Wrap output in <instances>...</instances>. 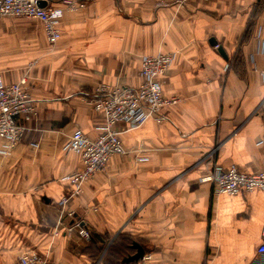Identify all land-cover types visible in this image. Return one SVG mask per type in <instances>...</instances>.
<instances>
[{
	"label": "crops",
	"instance_id": "crops-1",
	"mask_svg": "<svg viewBox=\"0 0 264 264\" xmlns=\"http://www.w3.org/2000/svg\"><path fill=\"white\" fill-rule=\"evenodd\" d=\"M77 1L86 7L65 13L55 47L38 21L4 18L18 23L12 27L0 19V79L13 84L26 76L38 107L23 141L0 155V264H16L29 251L50 264L264 262V191L218 195L205 180L216 168H262L258 0ZM159 53L176 54L161 83L165 96L182 102L165 110L164 124L119 126L129 153L113 156L68 206L90 230L86 241L61 219V181L83 168L64 145L76 130L100 136L105 118L87 103L97 84L138 87L141 57ZM134 243L145 255L125 263Z\"/></svg>",
	"mask_w": 264,
	"mask_h": 264
},
{
	"label": "built area",
	"instance_id": "built-area-1",
	"mask_svg": "<svg viewBox=\"0 0 264 264\" xmlns=\"http://www.w3.org/2000/svg\"><path fill=\"white\" fill-rule=\"evenodd\" d=\"M185 1L187 0H175V3L181 4ZM57 2L58 0H0V19L25 18L38 21L43 26L48 45L55 47L62 38L61 22L65 13L79 12L86 7L77 0H61L59 6ZM40 3H46V6L41 7ZM253 39L258 52L264 55V24L255 27ZM175 58V53L142 56L143 82L138 87L100 83L95 87L93 95H89L87 103L104 116L105 124L98 139H91L82 131L76 130L64 145V152L75 153L81 157L83 168L62 179L61 182L67 184V192L60 201L61 219L71 220L68 229L76 231L82 239L91 241V232L83 221L78 219L74 210L68 209L70 202L82 195L85 183L107 170L113 156L129 153L123 146L121 139L123 132L119 130V126L126 125L131 130L140 128L149 120L158 124L168 122L165 110L182 102L178 96H165L161 83ZM229 68L230 65L227 64L226 71H229ZM261 75L264 80V70L261 71ZM37 117L38 107L31 94L28 78L25 76L13 84H6L0 79V140L3 143L1 156L7 157L12 154L28 130L30 131V123ZM35 146L38 148V145ZM205 180L213 184L214 193L218 195L225 193L234 196L241 191H264V160L262 168L257 173L245 174L235 168H216ZM258 254L264 259V229ZM16 264L50 263L39 253L29 251L22 255Z\"/></svg>",
	"mask_w": 264,
	"mask_h": 264
},
{
	"label": "water",
	"instance_id": "water-1",
	"mask_svg": "<svg viewBox=\"0 0 264 264\" xmlns=\"http://www.w3.org/2000/svg\"><path fill=\"white\" fill-rule=\"evenodd\" d=\"M40 6L41 7H45L46 6V3H40ZM210 43H212V45H214V46H218V43H217V41L215 39H212L210 41ZM218 49H219L218 51H220L221 55L227 60L228 57H227L225 51L223 50V48L222 47H218ZM132 248H134V250L136 251V253L134 255H132V256L126 257L124 259V262L125 263L138 262L145 255V251H144L143 247H141L137 243H134Z\"/></svg>",
	"mask_w": 264,
	"mask_h": 264
},
{
	"label": "trees",
	"instance_id": "trees-1",
	"mask_svg": "<svg viewBox=\"0 0 264 264\" xmlns=\"http://www.w3.org/2000/svg\"><path fill=\"white\" fill-rule=\"evenodd\" d=\"M263 10H264V0H258L257 6H256V11H255V13H256L255 16H257V14L258 15L261 14L263 12ZM249 37H250V33L248 31V33L245 35L244 41Z\"/></svg>",
	"mask_w": 264,
	"mask_h": 264
},
{
	"label": "rangeland",
	"instance_id": "rangeland-1",
	"mask_svg": "<svg viewBox=\"0 0 264 264\" xmlns=\"http://www.w3.org/2000/svg\"><path fill=\"white\" fill-rule=\"evenodd\" d=\"M2 21H4V22H9L8 24L10 25V26H12V27H15V25H18V23H15L14 21H12V20H9V19H3ZM32 23V22H31ZM31 27V26H30ZM31 28H33V27H31Z\"/></svg>",
	"mask_w": 264,
	"mask_h": 264
}]
</instances>
